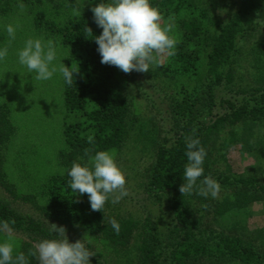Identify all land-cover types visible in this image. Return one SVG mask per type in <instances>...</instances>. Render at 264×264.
<instances>
[{
	"label": "trees",
	"instance_id": "1",
	"mask_svg": "<svg viewBox=\"0 0 264 264\" xmlns=\"http://www.w3.org/2000/svg\"><path fill=\"white\" fill-rule=\"evenodd\" d=\"M150 3L159 10L161 23L173 18L176 27L182 30L175 55L158 67L165 77L192 80L200 73V61L185 51L183 40L203 43L208 52L201 87L195 93L175 100L171 126L160 136L152 163L146 171V191L165 207L162 213L170 218L165 230L160 231L158 223L153 220L139 224L120 216L115 219L121 225L116 233L111 228L113 216L107 212V203L102 211H92L88 194L81 196L67 187L70 179L67 172L71 167L53 174L48 172L46 177L37 180L27 177L24 163L17 161L20 164L18 170L27 182L30 179L34 182L29 185L24 200L35 205L50 222L77 229L90 237L101 236L106 243L120 248L128 247L134 234L139 232L137 264H226L230 261L264 264L262 245L254 244L252 235H249L250 241L247 240L248 231L242 221L247 216L250 202H264V185L256 177L236 178L227 162L233 146H241L242 151H253L264 145V87L241 91L221 100L216 92L223 86L233 85L235 58L243 39L256 40L259 51L264 50V29L260 27V21H264V0H150ZM217 3L233 6L234 12L215 22L209 16ZM25 7L22 4L9 13L22 12ZM36 8L33 31L55 37L67 54L66 65L79 71L71 86L64 83L65 104L68 111L83 113L84 119L75 126L66 127V145L74 154L84 158H87L86 152L88 155L102 150L119 152L142 122L131 113L127 93L117 79L119 69L101 63L98 46L91 40L94 37L86 31L90 27L94 35H100L102 29L93 26L81 13L74 16L60 14L59 6L51 2ZM2 9L6 10L5 6ZM210 25H215L216 29L210 30ZM170 35L176 39L175 32ZM8 106L11 107L10 104L1 105L0 113L3 127L1 129L0 125V146L6 145V158L1 165L6 168L17 167L16 160H11L7 154L10 142H6L14 133ZM189 136L198 138L207 152L204 175H211L227 194L222 201L213 202L203 210L213 213L226 228L217 229L203 222V215L198 214L202 210L196 209L189 199L196 192L183 196L179 191L184 183L185 139ZM89 137L93 138L92 143H89ZM219 159L226 163L224 169L216 167ZM55 166L59 164L56 162ZM0 221H7L12 231L27 234L33 240L39 236L52 238L51 228L43 227L39 220L22 216L2 200ZM33 247V242L24 243L18 253H25L30 264H39L36 258L27 255ZM97 256L100 254L96 253Z\"/></svg>",
	"mask_w": 264,
	"mask_h": 264
},
{
	"label": "rangeland",
	"instance_id": "2",
	"mask_svg": "<svg viewBox=\"0 0 264 264\" xmlns=\"http://www.w3.org/2000/svg\"><path fill=\"white\" fill-rule=\"evenodd\" d=\"M48 2L58 5L60 14L66 13L69 16H71L70 14L74 16L76 13H81L90 19L93 26L99 28L94 22L91 8L97 6L100 0H0V48L7 49L6 57L0 61V113L1 105L10 104L11 107L8 106L9 120L14 133L10 135V139H7L6 143L8 144V140L10 142L7 149L10 148V150L6 152L10 155L11 160H16L15 164L17 165V167H2L1 162L6 158V145L0 146V200L8 203L22 216L39 220L43 222V227L50 229L51 224L54 223L47 220L35 205L24 200L27 197L26 191L29 190V185L34 184L31 179H42L48 175V172L53 174L65 171L71 167L74 161H80L81 158L86 161L87 158L74 154L66 145V127L77 125L84 119V116L83 113L68 111L66 108L63 79L57 75L49 81H35L32 78L33 74L18 62L17 51L23 47L28 38L39 37L44 40L53 39L56 41L55 37L34 32L32 29V21L38 12L36 6ZM22 4L26 5L22 12L9 13L13 8L16 10ZM3 6L7 11L2 9ZM214 9L215 11L210 13L209 18L214 19L215 22L226 19L229 14L234 12L233 6H229L227 3H217V7L214 4ZM175 21V19L172 20L174 25L172 32L177 35L175 39L177 43L182 35V30L180 31L176 27ZM260 22L262 23L260 27L264 29V21ZM9 23L19 24L15 39L8 37L5 30V26ZM257 24L259 25V21ZM209 29L215 30L216 26L210 25ZM255 41L243 39L239 45V54L235 58V80L233 85L223 86L216 91L218 100L236 96L241 91L264 87V50L259 51ZM192 43L183 40V44L186 45L185 51H189L195 59L200 61V73L192 80H187L185 77L182 78L183 80L165 77L158 70L159 66L169 60L170 56L167 54H160L158 56L159 63L153 66L149 72L124 73L120 69L117 72L118 82L127 93L131 113L142 123L136 131L132 132L119 152H112L126 176L125 187L128 192V195L122 198L119 203L112 204L111 198L109 199L107 212L113 216L112 219H116V217L130 218L139 224L145 220H153L158 223L160 231H164L167 222L170 221V218L162 213V208L165 207L159 205L154 196L146 191L148 177L146 171L152 163L153 152L160 142V136L171 126V113L175 100H181L186 95L195 93L204 80L208 52L203 43L202 45L197 41ZM58 44V59L64 61L66 65L67 54L62 45L59 42ZM1 118L0 114V125ZM240 148L242 147L233 146L229 150L227 162L232 169V175L244 179L256 177L264 185V145L253 151H242ZM17 161L24 163L25 174L28 171L29 176L27 177L31 178L30 181L27 182V178L18 170L20 164L18 165ZM56 162L59 164L58 167L55 166ZM225 165L226 163L219 159L216 167L224 169ZM8 169L11 172H8ZM226 195L221 188L215 199L211 196L204 198L197 193L190 196L189 199L196 209L202 210L198 214L203 215V222L212 224L219 229L227 226L218 222L213 213L203 209L213 202L222 201ZM247 206V216L242 218L248 231L247 240L250 241L249 235H252V242L262 245L261 247L264 249V202L254 204L250 202ZM64 228L70 242L74 243L85 239L92 253L90 264H137V248L140 244L139 232L134 234L128 247L120 248L106 243L101 239V236H92V238L77 229ZM9 238L13 243V255L15 256L24 243L33 242L35 245L47 237L39 236L33 240L24 233L5 231L0 235V242ZM96 253L100 254V257H95ZM226 264L240 263L230 261Z\"/></svg>",
	"mask_w": 264,
	"mask_h": 264
},
{
	"label": "clouds",
	"instance_id": "3",
	"mask_svg": "<svg viewBox=\"0 0 264 264\" xmlns=\"http://www.w3.org/2000/svg\"><path fill=\"white\" fill-rule=\"evenodd\" d=\"M95 24L102 29L100 35H94L92 29L86 31L94 38L101 63L115 66L124 73L132 71L146 73L159 63L158 56L175 55L176 40L170 35L173 30L172 19L161 23L159 10L150 0H100L91 8ZM19 24L5 26L8 37L15 39ZM7 55L6 48H0V61ZM59 44L53 39L28 38L17 51L18 62L25 67L35 81H49L59 76L71 86L79 71L68 67L58 59ZM93 138L89 137V143ZM187 163L184 167L183 181L179 191L185 195L194 192L204 198L215 199L221 185L211 175H204V162L207 152L198 138L186 137ZM85 161H74L67 175L70 178L67 187L79 195L88 194L92 211H102L111 198L116 204L128 195L126 176L110 151H97L88 155ZM203 177V179H201ZM14 223V222H13ZM111 228L119 233L121 225L115 219L110 221ZM11 232L7 221H0V232ZM52 238L36 243L27 253L39 264H90L91 250L83 241L70 242L66 229L51 224ZM14 246L9 238L0 242V264H30L25 253L13 255Z\"/></svg>",
	"mask_w": 264,
	"mask_h": 264
}]
</instances>
